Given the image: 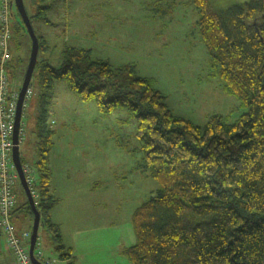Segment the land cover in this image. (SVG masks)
I'll return each instance as SVG.
<instances>
[{
    "label": "trees",
    "instance_id": "16d2710c",
    "mask_svg": "<svg viewBox=\"0 0 264 264\" xmlns=\"http://www.w3.org/2000/svg\"><path fill=\"white\" fill-rule=\"evenodd\" d=\"M192 1L199 11L197 33L216 75L244 111L234 120L212 114L199 126L176 116L151 78L135 75L121 88L113 83L112 66L91 59L88 49L64 47L59 67L37 61V208L60 259L71 258V250L49 215L57 198L50 190L53 131L45 116L53 82L64 80L100 112L122 107L138 121L143 169L158 187L132 213L135 242L123 250L131 264H264V0L223 11L208 0ZM42 2L32 0L37 7L28 14L31 24L48 9ZM37 38L39 50L46 49V40ZM10 42L15 50L10 62L26 64L30 39L21 18L12 23ZM24 45L27 57L20 53ZM14 68L7 67L9 76ZM20 213L33 216L28 202L13 210L14 223Z\"/></svg>",
    "mask_w": 264,
    "mask_h": 264
},
{
    "label": "rangeland",
    "instance_id": "374dc122",
    "mask_svg": "<svg viewBox=\"0 0 264 264\" xmlns=\"http://www.w3.org/2000/svg\"><path fill=\"white\" fill-rule=\"evenodd\" d=\"M23 1L27 14H34L37 6L32 0ZM208 1L223 11L249 0ZM41 4L48 9L43 18L32 19V27L36 36L46 40L47 48L38 49L37 60L59 67L64 47L88 49L91 59L112 66L113 83L126 88L135 75L151 78L172 113L199 126L212 114H230L234 120L244 112L216 75L197 33L199 11L192 0H43ZM16 11L13 4L10 26L20 18ZM8 48L14 56L12 42ZM20 53L27 57L29 49L24 45ZM13 65L9 80L20 89L27 63L9 61L7 67ZM125 66L133 68L124 70ZM28 88L31 93L23 102L24 137L19 155L37 179L41 90L36 71ZM46 111L45 125L53 131L47 157L50 189L61 200L51 218L62 221V243L71 246L72 257L59 258L51 233L40 223L44 256L52 264H131L123 250L135 242L132 213L158 187L143 169L144 155L135 135L137 119L122 107L100 112L93 100L83 101L68 90L64 80L53 82ZM14 191L20 207L27 199L19 181ZM32 222L33 216L20 213L15 222L17 233L31 231ZM0 264H15L2 237Z\"/></svg>",
    "mask_w": 264,
    "mask_h": 264
},
{
    "label": "built area",
    "instance_id": "2783aa9c",
    "mask_svg": "<svg viewBox=\"0 0 264 264\" xmlns=\"http://www.w3.org/2000/svg\"><path fill=\"white\" fill-rule=\"evenodd\" d=\"M12 0H0V237L4 238L5 248L14 256L15 264H32L29 255V239L31 231L23 229L16 231L13 210L17 206V195L14 185L20 182L18 172L12 161L13 131L19 87L13 86L9 80L7 65L11 59L9 42L11 39L10 16ZM31 89L28 88L25 99L29 97ZM25 103H23V108ZM23 113V111H22ZM22 118V116H21ZM23 123L20 122L18 131L19 142L23 140ZM24 178L30 193L37 205V191L35 184L37 179L33 176V170L22 163ZM41 240L37 235L33 254L42 264H52L48 257L44 256L41 249Z\"/></svg>",
    "mask_w": 264,
    "mask_h": 264
},
{
    "label": "water",
    "instance_id": "95a60500",
    "mask_svg": "<svg viewBox=\"0 0 264 264\" xmlns=\"http://www.w3.org/2000/svg\"><path fill=\"white\" fill-rule=\"evenodd\" d=\"M15 5L17 12L22 20V23L26 29V32L30 39V53L28 57L27 66L24 72L23 80L21 82V86L19 89L18 94V100H17V109H16V115H15V123H14V131L12 135L13 139V148H12V161L15 165V168L18 172L20 184L24 190V193L26 195V199L28 202V205L30 207V210L33 215V222L31 227V233H30V239H29V255L32 264H42L40 263L33 254L36 238L38 235V227L40 224V212L37 208V205L30 193L29 187L26 183V180L24 178V174L22 171V162L19 155V140H18V131L20 127L21 122V116L23 111V102L25 99L26 91L30 85L31 78L33 75V71L35 68V65L37 63V55H38V49H39V43L38 38L34 32V29L32 27V24L30 22V19L28 17V14L25 9L24 1L23 0H12V5Z\"/></svg>",
    "mask_w": 264,
    "mask_h": 264
},
{
    "label": "crops",
    "instance_id": "0c3cea01",
    "mask_svg": "<svg viewBox=\"0 0 264 264\" xmlns=\"http://www.w3.org/2000/svg\"><path fill=\"white\" fill-rule=\"evenodd\" d=\"M50 180H51V176H50ZM50 188H51V187H50ZM50 190H51V189H50ZM51 193L53 194L54 197H56L55 194H57V193L55 192V189H52V190H51ZM56 198H58V197H56ZM60 203H61V200L58 198L57 201H56V202L54 203V205L52 206L50 212H49L50 218H51V214L53 213V211H54V209H55V206H56V205H59ZM51 220H52V218H51ZM54 221L56 222L57 225H59V229L61 230V231H60V234H61V237L63 238V239H62V242H63V240H64V237H63V236H64V233H63V230H64V229H63V223H62V221H57L56 219H54ZM55 222H54V223H55ZM65 247H66V246H65ZM66 248H70V250L72 249L71 246H68V247H66ZM70 254H71V253H70ZM71 257H72V254H71Z\"/></svg>",
    "mask_w": 264,
    "mask_h": 264
}]
</instances>
